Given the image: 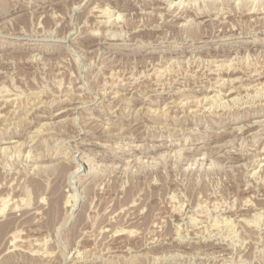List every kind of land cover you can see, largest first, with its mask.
I'll return each instance as SVG.
<instances>
[{
  "label": "rangeland",
  "instance_id": "obj_1",
  "mask_svg": "<svg viewBox=\"0 0 264 264\" xmlns=\"http://www.w3.org/2000/svg\"><path fill=\"white\" fill-rule=\"evenodd\" d=\"M263 91L264 0H0V264H264Z\"/></svg>",
  "mask_w": 264,
  "mask_h": 264
},
{
  "label": "bare ground",
  "instance_id": "obj_2",
  "mask_svg": "<svg viewBox=\"0 0 264 264\" xmlns=\"http://www.w3.org/2000/svg\"><path fill=\"white\" fill-rule=\"evenodd\" d=\"M216 1V0H215ZM218 1V0H217ZM193 2V1H192ZM196 2V1H195ZM255 2V1H254ZM177 5V4H176ZM215 11V10H214ZM223 11V10H222ZM254 12V11H253ZM249 13V12H248ZM176 15V14H175ZM113 21V20H112ZM103 22V21H102ZM193 22V21H192ZM215 39V38H214ZM228 68V67H227ZM221 75V74H220ZM258 75V74H257ZM262 76V75H261ZM219 80V79H218ZM222 81V79L221 80H219V82L218 83H220L219 84V88H220V90L221 89H225L224 88V84H225V81L223 82H221ZM228 87V86H227ZM190 88V87H189ZM229 88V87H228ZM261 88V87H260ZM164 90V89H163ZM108 92V91H107ZM264 92V91H263ZM156 94V93H155ZM165 94V93H164ZM231 93H229V95H230ZM245 94V93H244ZM250 94V93H249ZM258 94V93H257ZM103 95V94H102ZM228 95V94H227ZM229 95H228V97H229ZM224 97H227V96H225V95H223ZM255 96V95H254ZM112 97V96H111ZM242 97V96H241ZM106 98H108V97H106ZM111 99V98H110ZM229 99V98H228ZM231 99V98H230ZM109 100V99H108ZM205 100V99H204ZM241 100V99H240ZM213 101V100H212ZM54 103V102H53ZM255 104V103H254ZM234 105V104H233ZM101 106V105H100ZM141 106V105H140ZM203 106V105H202ZM209 108H210V106H209ZM209 111V110H208ZM261 111V110H260ZM218 113V112H217ZM14 116V115H13ZM54 116H55V114H54ZM61 116V115H60ZM253 123L254 122H252V124H250V125H252L253 126ZM255 125H256V123H254ZM263 126V125H262ZM165 127V126H164ZM249 127V126H248ZM156 128V127H155ZM240 132L238 133L237 132V134H239V135H243V134H245L246 132H247V128L246 127H240ZM259 130V129H258ZM24 133V132H23ZM80 135V134H79ZM253 136V135H252ZM261 136V135H260ZM259 137V136H258ZM105 140V139H104ZM212 143H215V141L213 142V141H211ZM253 143V142H252ZM17 145V144H16ZM31 145V144H30ZM30 149V148H29ZM198 150H200V149H197L196 151H198ZM232 151V150H231ZM245 155V154H244ZM204 156V155H203ZM65 157V156H64ZM263 159V158H262ZM35 160V159H34ZM75 172V171H74ZM74 172H72V174L74 175ZM70 177V176H69ZM43 200V198L41 197V201ZM40 201V200H39ZM40 201V202H41ZM71 212V211H70ZM217 223V222H216ZM215 224V223H214ZM217 228V227H216ZM199 233V232H198ZM115 235V234H114ZM116 238V237H115Z\"/></svg>",
  "mask_w": 264,
  "mask_h": 264
}]
</instances>
